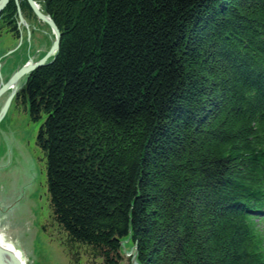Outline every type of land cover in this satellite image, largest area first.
Wrapping results in <instances>:
<instances>
[{"label": "trees", "instance_id": "1", "mask_svg": "<svg viewBox=\"0 0 264 264\" xmlns=\"http://www.w3.org/2000/svg\"><path fill=\"white\" fill-rule=\"evenodd\" d=\"M70 3L24 90L57 221L106 264L128 235L139 264H264V0Z\"/></svg>", "mask_w": 264, "mask_h": 264}, {"label": "rangeland", "instance_id": "2", "mask_svg": "<svg viewBox=\"0 0 264 264\" xmlns=\"http://www.w3.org/2000/svg\"><path fill=\"white\" fill-rule=\"evenodd\" d=\"M13 1L16 6V11L8 10L6 13L4 12V14L9 13L11 16L5 19L3 18V23L0 22V26H3L1 29L3 35L7 34L4 25L11 24L15 26L19 20L23 22V18H20L17 12L18 9H22L23 4L19 0ZM39 1L43 2L42 5H44L45 0ZM70 1L71 3L68 8L72 9L71 6L79 4V1L82 3L85 0ZM101 1L106 4V0ZM26 3L25 0L24 5L31 7L29 2L28 5ZM23 8H26L23 9V14L27 16V23L33 27L36 22V27L33 30L31 29L32 39L28 38V40L34 42V46L31 45L30 49L28 47L32 52L36 50L42 53L50 52L57 41L58 34H55V31L57 33L59 32V40H62V36L68 32V25H73L71 19H66V15L64 14L61 17L64 24L57 31V28H59L58 25L54 28L49 22L43 20L42 17H38L34 13L31 14L29 8ZM68 8L67 10L69 12ZM53 23L56 25L55 22ZM46 28L49 29V32H54V37L51 34V37L49 36L48 29ZM44 31H46V36L44 35ZM26 34H28L27 30ZM16 42L18 41L14 42L10 36L6 35L5 38L0 36V48L3 45L9 47L14 46ZM46 63H52V61L48 60ZM15 65L10 64L4 67L1 70L2 75L0 74V80L11 75L16 67ZM26 80L27 77H24L19 85L16 83V92L12 91V93L15 92L17 94V99L14 104H11V109L7 112L6 118L0 122V200H4L3 204L0 201V228L11 241L19 242L20 240H25L21 245L25 248L26 256L32 261L33 257L30 255L37 257V263L93 264L87 257L79 258L77 256L80 250L78 248H71L73 246L67 241L68 236L66 232L54 219L50 196L47 192L46 155L36 143L39 129L46 116H43L38 121H34L31 118L28 95L24 91L27 85ZM1 101H4V99L1 98ZM7 211H9V215L6 217L10 218L13 216L14 223L4 219V214ZM27 233L32 236L30 237ZM27 238H31L32 240L31 251L33 254L28 253V248L25 247L27 245ZM130 240L125 241L128 242L125 246L127 251L124 249L119 250L122 259L118 264H139L138 256L132 250L135 247L137 248V245L134 242L131 243ZM28 243H31L30 240ZM74 259L79 260L74 261ZM35 262L34 260L31 264H36ZM95 263L102 264V260L97 259Z\"/></svg>", "mask_w": 264, "mask_h": 264}, {"label": "bare ground", "instance_id": "3", "mask_svg": "<svg viewBox=\"0 0 264 264\" xmlns=\"http://www.w3.org/2000/svg\"><path fill=\"white\" fill-rule=\"evenodd\" d=\"M19 1L22 4L25 3V0H19ZM33 1L35 3L36 7H33V8L30 7V9L34 14H36L38 17H42V19L45 20L46 22H55V20L52 18V15H50V11L47 8H45V5H42L43 2H41L39 0H33ZM10 2H11V0H10ZM10 2L8 3V5L10 4ZM26 2L28 3V0H26ZM8 5L0 13V22H2V23H3V21H2L3 18L5 19V18L11 16L9 13L4 14V12L5 13L7 12ZM0 10H1V8H0ZM58 10L59 11L61 10L60 7H57V9L54 8L52 11L57 13ZM59 11L57 13L58 15H60V13L62 12V11L61 12H59ZM17 12L19 13L18 15L20 16V18H23V22L22 21L20 22V20L18 21L20 29L18 27V24L15 25L16 29H18L19 31L21 30L20 31L21 36L17 40L18 42L15 43L16 45L11 46V47L6 46V45L1 46V48H0V74L2 75L1 70L4 67L9 66L10 64L15 65V63H17V65H15L16 67L8 79L6 77L2 78V80L0 82V89H4V87L6 86V84L8 83V81L10 80V78L12 77V75L14 73L20 75V66H23V65L44 59L50 53H52V54L47 59L51 60L53 62L55 60L56 55H58V52L60 51V48H61L60 47L61 40H60V44L58 43L59 45H57V46L55 45L56 47L53 46V48L50 50V52H47V53H42L41 51L37 52V50L32 52V50H29L31 45L34 46V42L32 40H28V38L32 39V30H33V28L36 27V25H35L36 22L34 23V26L32 27L31 24L29 25L27 23V21H28L27 16H24L23 11L21 9H18ZM56 26H57V24H56ZM25 27H26L28 34H26ZM48 28H46V29H48ZM59 30H60V28H57V31H59ZM34 31H35V29H34ZM52 31H53V29H52ZM48 32H49V29H48ZM45 33H46V31H44V35L46 36L47 34H45ZM50 34L53 35V37H54V32L53 33L49 32V36H50ZM55 34H58V33L55 31ZM0 36L6 37V35H3L1 30H0ZM17 43H19V44H17ZM53 43H54V41H53ZM28 47H29V49H28ZM42 55H43V57H42ZM31 56H33V57H31ZM45 66H47V65H45ZM45 66H43V67H45ZM36 70L28 73V75L21 76L19 79H17L14 83H12L9 87H7L4 91H2L0 93V117H1L0 122L6 118L7 112L11 109V104H13V96L16 92L17 84L19 85L20 82L24 79V77H27V80L25 81L27 83L29 77ZM12 91H15V92L12 93ZM1 98H3L4 101H1ZM8 99H9V102L6 106ZM5 106H6V108H5ZM4 108H5V110H4ZM3 110H4V112H3ZM46 160H47V158H46ZM47 175H48V164H47ZM48 186H49V180L47 177V189H48L47 192L50 196V204L52 207V205L54 204L53 203V196H52ZM0 201L2 204L4 203L3 199H1ZM52 210H53V207H52ZM54 212L55 211L53 210L55 221L63 229L62 225L57 221V218L55 215L56 212L55 213ZM253 214L256 215L255 211L253 212ZM4 215H5L4 219L9 220L12 223L15 222V221H13L14 220L13 216L10 218L6 217L7 215H9V211H7ZM67 229H68V227H67ZM111 231L112 230L109 229V233H111ZM65 232L68 236L67 241H69V243L73 246L71 248H78V250H80L79 253L77 254V256L79 258L87 257L88 260L93 264H96L95 261L97 259H101L102 264H106L105 263V261H106L105 255L114 256V254L110 251V248L106 245L102 246L101 244H99L102 246V247H100V246H97V244L95 243L96 241L84 242V241H81L80 238L77 239L71 231H69V232L65 231ZM128 232L131 233V229H129ZM27 235H29L30 237L32 236L29 233H27ZM26 240H27V245L25 244L26 245L25 247L28 248V253L33 254V252L31 251L32 240H31V238H27ZM29 240L31 243H28ZM117 240L120 244L119 248L124 249L126 251H127V249L125 248V246L128 242H125V241L130 240V242L133 243V238L131 235L130 236L129 235L128 236H122V237L119 236V238H117ZM24 241L25 240H20L19 242L11 241L6 234L1 232V237H0V264H31L32 262H34V260L36 261L35 262L36 264H40L39 262L37 263V260H38L37 257L30 255L33 257V261H32L31 259H29V257L26 256L27 254H26L25 248H24V246L21 245L22 243H24ZM75 245H78V246H75ZM111 250H112V248H111ZM132 250L137 255V248L135 247ZM121 251H123V250H121ZM110 258H113V257H110ZM76 260H79V259H74V261H76ZM46 263L48 264V262H45L44 264H46Z\"/></svg>", "mask_w": 264, "mask_h": 264}, {"label": "water", "instance_id": "4", "mask_svg": "<svg viewBox=\"0 0 264 264\" xmlns=\"http://www.w3.org/2000/svg\"><path fill=\"white\" fill-rule=\"evenodd\" d=\"M10 2V0H0V13L3 11V9L8 5V3ZM29 4L31 5V7H36L35 3L32 1V0H28ZM52 26H54V28L56 27V25L53 23V22H49ZM60 34L58 32V35H57V41H56V46L60 44ZM59 43V44H58ZM55 46V47H56ZM52 53H50L46 58L44 59H41V60H38V61H35V62H32V63H29V64H26V65H23V66H20V75L14 73L12 75V77L10 78V80L8 81V83L6 84V86L4 87V89H0V93L2 91H4L7 87H9L12 83H14L17 79H19L21 76H24L38 68H41L45 65H48L50 63H46V61L48 60L47 58L51 55ZM10 99V98H9ZM9 99L6 103V106L9 102ZM5 106V108H6ZM4 108V110H5ZM3 110V112H4ZM3 114V113H2ZM2 116V115H1ZM1 118V117H0ZM1 232H2V229L0 228V237H1Z\"/></svg>", "mask_w": 264, "mask_h": 264}, {"label": "flooded vegetation", "instance_id": "5", "mask_svg": "<svg viewBox=\"0 0 264 264\" xmlns=\"http://www.w3.org/2000/svg\"><path fill=\"white\" fill-rule=\"evenodd\" d=\"M1 28H3V26H0V30H1ZM4 29H5V31H7L6 35L10 36L13 39L14 42L17 41L20 38V36H21L20 31L18 29H16L15 26H12L11 24L4 25ZM9 77H10V75H8L6 78L8 79ZM0 82H1V80H0ZM16 99H17V94H14V96H13V104L16 101Z\"/></svg>", "mask_w": 264, "mask_h": 264}]
</instances>
